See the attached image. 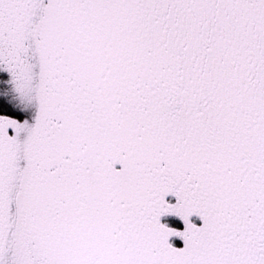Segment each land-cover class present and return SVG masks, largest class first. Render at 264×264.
<instances>
[{
    "label": "snow or ice",
    "instance_id": "snow-or-ice-1",
    "mask_svg": "<svg viewBox=\"0 0 264 264\" xmlns=\"http://www.w3.org/2000/svg\"><path fill=\"white\" fill-rule=\"evenodd\" d=\"M0 264H264V0H0Z\"/></svg>",
    "mask_w": 264,
    "mask_h": 264
}]
</instances>
